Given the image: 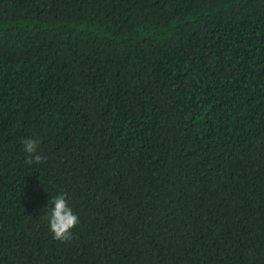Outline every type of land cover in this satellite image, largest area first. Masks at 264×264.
<instances>
[{
  "label": "trees",
  "instance_id": "obj_1",
  "mask_svg": "<svg viewBox=\"0 0 264 264\" xmlns=\"http://www.w3.org/2000/svg\"><path fill=\"white\" fill-rule=\"evenodd\" d=\"M0 264H264V0H0Z\"/></svg>",
  "mask_w": 264,
  "mask_h": 264
},
{
  "label": "clouds",
  "instance_id": "obj_2",
  "mask_svg": "<svg viewBox=\"0 0 264 264\" xmlns=\"http://www.w3.org/2000/svg\"><path fill=\"white\" fill-rule=\"evenodd\" d=\"M22 143L24 145V151L30 156L28 163L43 162L45 157L37 151V140L28 138ZM50 203L54 207L49 209L44 219L49 224V230L53 234V239L67 243L73 238V232L71 230L79 223L78 215L69 206L66 193L62 192L52 197Z\"/></svg>",
  "mask_w": 264,
  "mask_h": 264
}]
</instances>
